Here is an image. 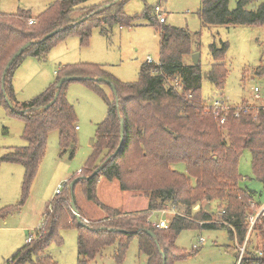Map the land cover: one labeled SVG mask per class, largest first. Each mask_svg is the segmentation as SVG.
Instances as JSON below:
<instances>
[{
  "label": "trees",
  "instance_id": "1",
  "mask_svg": "<svg viewBox=\"0 0 264 264\" xmlns=\"http://www.w3.org/2000/svg\"><path fill=\"white\" fill-rule=\"evenodd\" d=\"M89 1L56 0L36 18L24 10L0 14V106L23 122L22 139L26 143L0 157V164H17L24 169L22 198L17 204L1 209L0 219L18 211L28 198L50 132H58L61 155L68 149L71 154L74 152L76 119L65 97L67 84L75 81L86 84L101 95L107 108L84 168L70 181L69 189L52 199L51 211L43 215L41 226L32 234L33 240L4 264H57L45 252L51 245L59 246L61 231L70 228H75L78 235L77 264H90L104 248L116 243L113 257L120 264L133 237L137 238L139 253L147 258L146 264H175L187 256L175 246L177 236L196 228H226L229 240L238 246L248 236L240 264H264V210L249 232L247 210L256 193L238 185V163L247 150L253 175L264 189V106L258 104L244 112L246 101L242 103L244 107H226L223 102L216 107L206 105L201 96L204 78L199 63L186 64L184 60L194 52L186 29L160 23L148 8L140 16H126L122 7L130 0L86 6ZM253 1L238 0L230 10L229 0H200L198 18L204 27H264V2L253 10L247 9ZM78 12L85 14L75 19L73 15ZM138 20L145 21L159 35L160 57L157 65H141L137 82L121 83L97 65H66L59 67L55 81L40 95L27 103L16 102L13 75L26 57L45 61L56 45L71 36H76L84 47L92 28H101L102 32L104 27L113 25L130 28ZM51 33V37L43 40ZM27 44L30 45L6 72L2 85L7 63ZM227 49L226 43L220 48L209 46L213 65L206 79L217 91L224 89ZM255 74L264 77V67L257 68ZM70 77L76 80L57 87L61 79ZM105 85L114 88L112 100L103 91ZM55 95V102L45 109ZM121 121L122 145L115 154L120 144ZM177 164H184V174L174 170ZM100 178L117 181L122 192L144 193L148 200L146 210L125 214L103 206L96 196ZM76 185L81 187L87 201L104 212L102 218L78 223L70 208L73 203L82 217L74 199ZM206 204H215L220 213L224 212L218 223H211L213 214L211 208L204 209ZM168 206L182 214L170 216L167 229L152 227L151 215ZM196 206L199 208L193 210ZM253 233L261 238L259 249L251 243Z\"/></svg>",
  "mask_w": 264,
  "mask_h": 264
},
{
  "label": "rangeland",
  "instance_id": "2",
  "mask_svg": "<svg viewBox=\"0 0 264 264\" xmlns=\"http://www.w3.org/2000/svg\"><path fill=\"white\" fill-rule=\"evenodd\" d=\"M56 0H0V14L12 15L18 10H24L36 18ZM118 0H90L86 6L101 5V3ZM238 0H229V9L236 7ZM264 0H255L247 9L253 10ZM200 0H130L122 10L126 16H140L145 8L151 9L156 15L155 8L159 7L161 16L165 17V25L186 29L189 33L194 53L199 54V66L206 74L213 65L209 46L217 48L226 43L225 54L227 75L223 91L215 90L213 84L203 79L201 96L210 106L223 102L226 107H244L245 110L264 106V77H258L255 71L264 67V27L246 26H202L198 11ZM85 13L73 15L75 19ZM157 17V16H156ZM159 35L145 21L138 20L135 26L126 28L113 25L111 28H92L86 46H81L76 36H71L56 45L47 55L46 60L38 62L26 57L14 72L13 89L18 104L27 103L45 91L54 81L59 67L66 65H97L121 83H135L139 79L141 65L150 58L157 65L160 57ZM191 54V55H192ZM191 56L185 57V63L191 64ZM257 92H254V89ZM108 99L112 100L109 86H103ZM65 97L75 114V145L74 152L70 149L61 155L58 132L52 131L47 137V146L37 174L31 184L29 196L23 206L16 212L0 219V264H4L17 250L27 242V238L41 226L42 218L50 210V202L55 198L58 186L64 191L69 189L72 179H76L84 168L90 154L97 126L103 122L107 108L101 95L81 82H69ZM246 112V111H244ZM23 122L10 114L4 106H0V157L9 150L26 145L22 139ZM178 173H185L184 164L173 166ZM239 187L256 193L254 202L248 208L249 216H257L264 207V189L256 180L251 169V154L243 151L239 163ZM24 169L17 164H0V210L17 204L22 198V183ZM127 193V192H126ZM131 196L144 198V193L128 192ZM102 203L109 207H120L124 211L135 213L145 206L143 200H130L124 194L113 189L99 187ZM128 195V194H127ZM146 197V196H145ZM76 206L82 214V221L100 219L104 212L93 203L87 201L81 192V187L74 188ZM130 200V202H129ZM148 201V200H147ZM259 204V207L256 205ZM198 207V206H196ZM193 210H197V208ZM261 207V208H260ZM213 214L211 223L220 221V211L215 204L210 206ZM121 212V211H120ZM177 212L179 214L180 210ZM122 213V212H121ZM170 215L152 214L151 222L160 219L168 221ZM86 221V222H85ZM62 243L51 245L45 254L57 264H77V230L70 228L61 231ZM202 240L198 249L194 246ZM251 243L259 249L261 238L253 233ZM175 246L187 256L175 264H237L234 250L237 245L229 240L226 228H196L184 230L175 240ZM115 245L104 248L90 264H117L114 260ZM260 255V252L257 253ZM147 258L139 253L138 241L133 237L129 243L125 258L120 264H146Z\"/></svg>",
  "mask_w": 264,
  "mask_h": 264
},
{
  "label": "built area",
  "instance_id": "3",
  "mask_svg": "<svg viewBox=\"0 0 264 264\" xmlns=\"http://www.w3.org/2000/svg\"><path fill=\"white\" fill-rule=\"evenodd\" d=\"M155 12H156V16L159 20L160 23H164L165 22V17L164 16H161V10L159 7H156L155 8ZM29 24H32V21L29 22ZM147 63L148 64H153V61L148 58L147 59ZM175 87L177 88V84L175 85ZM254 92L256 93L257 92V89L255 88L254 89ZM218 102L214 103L213 104V107H216L218 106ZM264 108V107H263ZM244 111H247L245 110V108L243 109ZM221 123H223V121H221ZM78 128L75 127V130H77ZM80 174V172H79ZM78 174V175H79ZM66 184L67 182L63 185V186H58L56 191H55V197L56 196H59L61 194V192L65 189L66 187ZM252 204H255V203H252ZM261 208V207H260ZM263 210H264V207H262ZM263 210L255 217V216H249V232L250 230L252 229V227L254 226V224L256 223V220L257 218L262 214ZM51 210H48L47 212H50ZM224 212L222 211L221 213H219V215H222ZM158 215H161V216H166V215H170V216H180V214L176 211L175 207L173 206H168L167 209L165 210H162V211H159L157 212ZM86 222V221H85ZM150 225L154 228H157V229H167L168 228V222L164 219H160L158 222L154 223V222H151L149 221ZM248 237V236H247ZM247 237H246V240L244 242V244L242 246H238L237 245V248L234 250L236 256H237V264H240V260L242 258V255L244 253V250H245V247H246V243H247ZM34 236L31 234L28 238H27V243H30L32 240H33ZM202 244V240H199L198 244L194 246V249H198V247Z\"/></svg>",
  "mask_w": 264,
  "mask_h": 264
},
{
  "label": "water",
  "instance_id": "4",
  "mask_svg": "<svg viewBox=\"0 0 264 264\" xmlns=\"http://www.w3.org/2000/svg\"><path fill=\"white\" fill-rule=\"evenodd\" d=\"M52 35H53V33H51V34L45 36L43 40L48 39V38L51 37ZM29 45H30V44H27V45L21 47V48H20V49H19V50H18V51H17V52L11 57L10 61L7 63V65H6L5 69H4V73H3V76H2V85H3V80H4V77H5V74H6V72L8 71V69L11 67V65L14 63V61H15V60H16V59H17V58H18V57H19V56L25 51V49H26ZM191 63H192V65H198V63H199V54H198V53H194V54L191 55ZM206 77H207V75H206V74H203V78L206 79ZM75 80H76V78H74V77L63 78V79H61V80L57 83V87L60 88L65 82H68V81H75ZM97 81H101V80L98 79ZM111 89H112V91H114V88H113V87H111ZM5 97H6V96H5ZM56 97H57V95H55L54 99H53L48 105H46L45 109H48V108H49V107L55 102ZM6 102H7L8 106H9V108H10V109H13L11 103L9 102V100H8L7 98H6ZM123 133H124V130H123V123H122V121H121V126H120V144H119V147H118L117 151L115 152V154H117L118 151H119L120 148H121V145H122V139H123ZM97 172H98V170H97L94 174H96ZM76 182H77V180H75V181H73V182L71 183V185H70L71 190L73 189V187H74V185H75ZM70 208H71L72 213L75 215V217H76L78 223L80 224L81 221H82V218L79 216V214H78V212H77V210H76V208H75V206H74L73 203H71ZM196 208L198 209L199 206L196 207ZM204 209H205L206 211H208V210L210 209V205H209V204H206V205L204 206ZM148 234H149L150 236H154L153 233H151V232H148Z\"/></svg>",
  "mask_w": 264,
  "mask_h": 264
},
{
  "label": "crops",
  "instance_id": "5",
  "mask_svg": "<svg viewBox=\"0 0 264 264\" xmlns=\"http://www.w3.org/2000/svg\"><path fill=\"white\" fill-rule=\"evenodd\" d=\"M166 21V20H165ZM32 59H35L37 60L38 62H43V61H40L39 59H36V58H32ZM23 63V61L20 63V65L18 66V68L21 66V64ZM15 72V71H14ZM14 77V75H13ZM13 82V80H12ZM102 186V188H109V189H113V191L117 192V193H121V194H124V196H126V198H130V200H143L145 206L142 210H136L134 211L135 213L137 212H142V211H145L146 208H147V204H148V201H147V198L144 196V198L142 197H136V196H131L132 194L131 193H126V192H122L119 188V184L117 181L113 180V181H107L105 180L104 178H100L99 181L97 182V185H96V196L99 200V202L105 206V207H108V208H112V209H116L118 211H121L122 213H125V214H129L130 211H124L123 208H120V207H109L108 205H105L102 203V198L100 197V194H99V187ZM128 194V195H127ZM129 200V202H130ZM103 216H101L102 218ZM42 223V222H41Z\"/></svg>",
  "mask_w": 264,
  "mask_h": 264
}]
</instances>
